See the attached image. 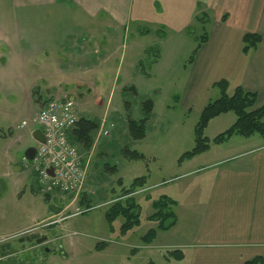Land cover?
I'll return each instance as SVG.
<instances>
[{
    "label": "rangeland",
    "instance_id": "obj_1",
    "mask_svg": "<svg viewBox=\"0 0 264 264\" xmlns=\"http://www.w3.org/2000/svg\"><path fill=\"white\" fill-rule=\"evenodd\" d=\"M61 17V12L50 6L29 5L21 9L15 5V0H0V23L5 26L8 21L20 19L50 23ZM64 19L71 18L68 14ZM98 20L106 22V17ZM144 26L129 27L126 34L124 30H115L111 34L109 30L113 29L106 28L100 41L95 36L92 42L95 49H102L107 41L110 52H114L107 63L102 61L100 53L94 51L90 56L77 57L78 51L75 50L73 57H76H69L68 44L71 43L64 42L59 52L52 56L58 64L48 58V54H43L29 60L12 59L7 64V77L0 73V131L5 135L0 138V245L11 244V248L0 256V264L13 260L17 264H194L187 256L176 260L172 252L177 248L166 246L167 237H160L149 245L144 243L143 236L156 228V224L146 220L153 213L152 201L162 196L176 198L177 188L199 178L202 172L196 171L209 165L216 152L221 150L226 155L242 149L246 139L235 136L229 145L212 142L235 122L233 113L223 115L212 121L205 131V137L211 140V150L202 156L181 160L196 146L195 129L200 113L185 109L180 98L186 66L191 64L189 59L203 31L199 30L190 37V51L186 47L180 50L177 47L181 44L173 41L167 42L163 48L167 38L160 40L153 32L136 36L138 29L150 30ZM134 38L146 48L141 54L135 49L138 41ZM3 41L0 42L1 51L6 48ZM156 45L161 50L158 64L153 63L155 53H147L148 47ZM22 47L28 48L25 42ZM85 47L77 46L81 53ZM55 65L61 74L55 76L53 83L60 82V85L52 88V85L40 83L30 92V100L26 88L34 79L28 76L31 73L48 76ZM27 78L29 83H25ZM49 87L51 90H47ZM57 96L74 98L78 103L79 118L95 119L99 126L106 119L114 125L108 138L99 135V128L89 151L76 145L87 165V174L84 192L73 204L72 197L66 194H50L47 203L44 192H34L37 173L24 159L27 150L35 143L31 135L22 144L14 142V138L31 129L38 131L40 125L34 124V118L45 106V101ZM218 98L220 90L216 88L209 102ZM148 100L153 101L154 108L145 123L146 136L136 140L130 131V120L140 122L145 119L143 103ZM23 121L27 126L20 129ZM258 140L262 139L255 135L252 142L255 144ZM236 143L239 144L237 147L222 149ZM134 152L143 158H133L131 153ZM140 177L147 178L145 189L126 198L134 197L140 204L142 223L123 236L120 234L122 219L114 223L115 231L107 224L105 213L109 206L106 204L130 189ZM83 197L92 200L91 206L99 207L88 211L87 204L81 205ZM79 211L82 213L78 214ZM38 225L42 227L31 231L48 238V250L34 242H19L28 235V230ZM98 244L107 246L98 250ZM181 250L186 255L190 252L187 248Z\"/></svg>",
    "mask_w": 264,
    "mask_h": 264
},
{
    "label": "crops",
    "instance_id": "obj_2",
    "mask_svg": "<svg viewBox=\"0 0 264 264\" xmlns=\"http://www.w3.org/2000/svg\"><path fill=\"white\" fill-rule=\"evenodd\" d=\"M15 5L21 9L29 5L50 6L62 17L50 23L29 19L8 21L6 26L0 23V42L4 40L6 46L5 51L0 47V73L4 77L12 59L29 60L48 54L58 64L52 56L64 42L71 43L69 57L90 56L94 51L107 63L114 53L107 41L102 49H95L92 44L95 36L101 40L106 28L113 29L109 30L111 34L115 30H124L126 34L129 27L147 25L158 38L157 31L163 28L167 38L163 48L173 41L181 44L177 47L180 50L186 47L191 51L192 36L187 34V28L195 26L197 31L202 30L197 17L205 13L210 17L206 25L209 38L186 66L180 98L183 107L201 114L216 90L215 84L223 80L228 82L229 95L241 87L257 95L256 109L264 106V0H15ZM68 14L71 19H64ZM100 17H106V22L98 20ZM246 34H257L262 40L257 49L248 53L244 52ZM135 35L148 34L138 29ZM135 43L141 54L145 46L139 41ZM80 45L86 46L82 49L84 54L82 47L77 48ZM75 50L78 54L73 57ZM60 74L56 65L48 76L31 73L28 77L34 81L26 88L29 99L30 92L40 83L52 88L60 85L53 83ZM26 82H30L28 78ZM32 130L14 138V142L22 144L31 135L33 146L37 147L36 131ZM253 137L246 139L242 149L226 155L221 150L216 152L209 165L196 171L202 172L199 178L177 188V224L168 232H160L157 239L167 237V247L187 248V255L182 251L194 264H244L264 257V142L258 140L254 144Z\"/></svg>",
    "mask_w": 264,
    "mask_h": 264
},
{
    "label": "trees",
    "instance_id": "obj_3",
    "mask_svg": "<svg viewBox=\"0 0 264 264\" xmlns=\"http://www.w3.org/2000/svg\"><path fill=\"white\" fill-rule=\"evenodd\" d=\"M210 22L208 14L201 13L197 17V23L203 30V35L198 41V45L193 52V56L190 57L189 62L192 63L199 49L208 41V33L206 31V25ZM144 34L151 33V30H143ZM197 27L190 26L187 28V34L195 36ZM159 38L165 39L166 33L164 29L157 31ZM261 37L257 34H246L244 42V52L248 53L251 50H255L261 43ZM155 53L154 64L158 62L161 55L160 46L156 45L148 48L147 53ZM215 87L220 90V98L215 101L209 102L202 113L200 114L199 121L196 125L195 136L196 146L192 151L186 152L181 160L192 159L198 157L211 149V140L205 137V131L209 127L210 123L218 117L226 114L233 113L236 116V120L233 125L225 132L218 135L213 139V143L222 145L228 143L235 136H240L245 139L251 138L255 135H259L264 142V106L255 108L257 102V95L255 93L247 92L243 88L238 87L232 95L228 94V82L221 81L215 84ZM136 94V90L133 89ZM39 93L38 91L36 94ZM42 99L38 100L41 101ZM46 102V101H45ZM154 108L152 100H148L143 103V111L145 113V119L138 122L130 120V131L136 140L145 138V123L151 117ZM99 123L95 119L81 117L76 124L75 128L71 131L69 138L70 142L74 145H81L85 150H90L99 131ZM11 134V130L8 131ZM5 135L0 131V138H4ZM133 158H143L138 152L131 153ZM147 178L140 177L135 179L131 188L125 190L124 193L112 200L108 210L105 213V219L112 231H115L113 225L118 219H122L123 223L120 227V234L126 236L132 232L135 228L139 227L141 221V206L137 203L134 197L126 198L128 195H133L140 190L145 189ZM35 193L40 192L37 187L34 189ZM84 198V197H83ZM51 199V195H45V201L48 203ZM85 199V201H84ZM81 202V205H86L87 210H90L94 206H91L92 200L85 197ZM178 206V201L168 196H162L158 200L152 201L153 213L147 217V221L156 224V228L150 229L142 238L145 244H152L157 239L160 232H168L172 230L177 224V215L175 209ZM107 245L98 244L97 249L102 250ZM176 260H182L185 254L182 250L176 249L172 252ZM14 261V262H13ZM8 261L3 264H17L15 260ZM148 264H155L150 262ZM244 264H264V257H255L246 261Z\"/></svg>",
    "mask_w": 264,
    "mask_h": 264
},
{
    "label": "built area",
    "instance_id": "obj_4",
    "mask_svg": "<svg viewBox=\"0 0 264 264\" xmlns=\"http://www.w3.org/2000/svg\"><path fill=\"white\" fill-rule=\"evenodd\" d=\"M78 121V103L74 98L57 96L47 100L34 120L35 123L44 126V143L38 145L37 154L32 161L24 159L30 162L36 171L37 184L42 192L45 194L61 192L72 197V204L84 192L87 174L83 156L69 138ZM25 126L26 121L22 122L20 128ZM112 129L114 125L104 119L99 135L108 138ZM37 229L39 228L32 230Z\"/></svg>",
    "mask_w": 264,
    "mask_h": 264
},
{
    "label": "water",
    "instance_id": "obj_5",
    "mask_svg": "<svg viewBox=\"0 0 264 264\" xmlns=\"http://www.w3.org/2000/svg\"><path fill=\"white\" fill-rule=\"evenodd\" d=\"M44 130H45L44 126L40 125L38 131H36L35 138H36L37 144L44 142ZM36 153H37L36 146H32L27 150L25 156L29 161H32L35 158ZM50 171H51L50 173H52V170ZM34 241H36L38 244H44V243H47L48 238L46 236H41V234L39 233H36V234H31L29 236H26L25 238L20 239V242L32 243ZM10 248H11L10 243L1 245L0 246V256L2 253H4L6 250Z\"/></svg>",
    "mask_w": 264,
    "mask_h": 264
},
{
    "label": "flooded vegetation",
    "instance_id": "obj_6",
    "mask_svg": "<svg viewBox=\"0 0 264 264\" xmlns=\"http://www.w3.org/2000/svg\"><path fill=\"white\" fill-rule=\"evenodd\" d=\"M19 242H20V239H19ZM48 242V241H47ZM25 243H27V242H25ZM34 243L36 244V246H44V249L45 250H48V248L46 247V243H44V244H38L36 241H34ZM1 246V245H0Z\"/></svg>",
    "mask_w": 264,
    "mask_h": 264
},
{
    "label": "bare ground",
    "instance_id": "obj_7",
    "mask_svg": "<svg viewBox=\"0 0 264 264\" xmlns=\"http://www.w3.org/2000/svg\"><path fill=\"white\" fill-rule=\"evenodd\" d=\"M38 233V232H37Z\"/></svg>",
    "mask_w": 264,
    "mask_h": 264
}]
</instances>
